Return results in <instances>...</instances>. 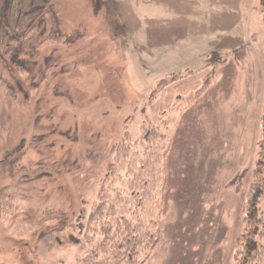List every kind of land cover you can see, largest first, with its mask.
<instances>
[{
	"label": "rangeland",
	"instance_id": "obj_1",
	"mask_svg": "<svg viewBox=\"0 0 264 264\" xmlns=\"http://www.w3.org/2000/svg\"><path fill=\"white\" fill-rule=\"evenodd\" d=\"M50 3L47 30L75 40L38 33L18 67L0 54V264H82L104 228L127 226L159 241L140 264H238L264 133V25L253 44L218 22L211 36L183 15L145 21V0ZM164 26L184 44L163 47Z\"/></svg>",
	"mask_w": 264,
	"mask_h": 264
},
{
	"label": "trees",
	"instance_id": "obj_2",
	"mask_svg": "<svg viewBox=\"0 0 264 264\" xmlns=\"http://www.w3.org/2000/svg\"><path fill=\"white\" fill-rule=\"evenodd\" d=\"M49 16H52L54 24L57 23L50 0H0V54L12 66H22L27 58L38 55V49L33 51L30 48L38 33L45 37L43 42L70 44L75 40V31L71 36L60 34V30L48 31L46 23ZM112 152L115 153V147ZM254 177L255 182L247 195L244 232L237 240L238 264H264V133ZM102 208L99 207L98 211ZM149 227L127 226L120 238L115 237L112 229L104 228L105 237L100 247L92 252V259L82 264H140L141 255L159 243ZM43 237L46 242L51 240L49 245L53 247L56 241L53 234Z\"/></svg>",
	"mask_w": 264,
	"mask_h": 264
},
{
	"label": "crops",
	"instance_id": "obj_3",
	"mask_svg": "<svg viewBox=\"0 0 264 264\" xmlns=\"http://www.w3.org/2000/svg\"><path fill=\"white\" fill-rule=\"evenodd\" d=\"M156 5L159 9L158 11L155 8ZM144 11H148L150 13V15L144 14L145 21H147V18L152 21L153 18L155 19V17H159L161 21L169 23L173 22L172 20L174 19L177 20L180 15H183V20H186V18H188V21L194 22V24L200 22L210 24L212 25V27H207V29L212 30L211 36H215L217 22L222 24V32L228 31L230 32L231 36L235 34L237 29H245V37L249 38L252 43L257 39V32H255L252 24L259 23L261 25H264V0H145ZM167 29V26H164L163 30H161L163 33H165L164 36V34L161 32V42H164L167 39L166 42L162 43L163 47L169 46L171 42L179 43V45L184 44L183 41H177L180 36L178 38V36H176L177 34L169 35L166 32ZM195 29L196 27L193 28V35L201 33L202 29L198 30L197 33L194 32ZM218 29L220 32L221 26H219ZM205 30L206 28H203V32ZM178 31L179 30H177V33ZM183 32L184 36L186 37V39L184 38V40L188 42L187 37L190 32H188L186 28L183 29ZM147 38L148 41L150 39V35H148ZM170 39H172L173 41H171ZM176 45L177 44H175V46ZM170 50L173 49L170 48ZM165 57L166 54L163 49L161 58L164 59ZM179 70L183 69H178L177 72L170 76V79L173 78V76L180 75L178 73ZM185 70L193 71L189 68H186ZM262 87L264 89V85H262ZM216 94L217 90H214L210 97H215ZM218 95L220 97L222 95V92H218Z\"/></svg>",
	"mask_w": 264,
	"mask_h": 264
}]
</instances>
